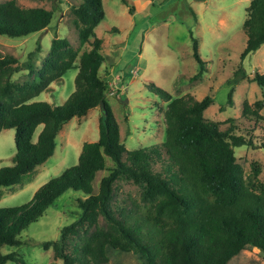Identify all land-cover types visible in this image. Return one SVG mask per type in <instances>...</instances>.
Segmentation results:
<instances>
[{
  "label": "trees",
  "instance_id": "16d2710c",
  "mask_svg": "<svg viewBox=\"0 0 264 264\" xmlns=\"http://www.w3.org/2000/svg\"><path fill=\"white\" fill-rule=\"evenodd\" d=\"M18 1L0 3V36L24 38L50 27L52 10L21 8ZM70 15L80 46L88 47L81 54L66 39L53 36L39 68L32 63L39 45L28 54L24 70L30 79L22 83L13 80L22 70L18 60L0 56V134L13 130L15 148L12 165L0 168V198L1 189L23 185L27 175L53 156L56 137L65 124L85 117L102 102L105 114L98 123V139L83 143L76 165L41 185L30 202L0 208V264H24L14 253L3 254L1 249L20 246V233L69 190L86 197L78 201V217L60 230L57 241L42 245L44 250L51 247L62 264H107L108 250L132 253L141 264H228L248 248L264 253V183L255 163L245 178L234 154V148L253 147V142L234 134L231 127L221 130L219 123L204 118L212 105L210 97L172 98L150 84V91L166 103L163 142L126 150L106 102L107 81L100 75L105 58L95 29L105 17L102 0H81L71 6ZM242 30L246 42L241 61L264 46V0L250 1ZM191 42L198 65L192 78L196 80L205 72V63L196 40ZM71 70L77 72L74 91L63 105L33 102ZM246 78L241 67L234 72L228 106L233 105L234 87ZM252 82L264 93V72L254 74ZM262 108L263 101L252 105L245 101L241 116L264 124ZM106 158L113 168L94 194L92 182L105 171ZM120 181L134 184L140 193L138 201H122L115 208Z\"/></svg>",
  "mask_w": 264,
  "mask_h": 264
},
{
  "label": "rangeland",
  "instance_id": "374dc122",
  "mask_svg": "<svg viewBox=\"0 0 264 264\" xmlns=\"http://www.w3.org/2000/svg\"><path fill=\"white\" fill-rule=\"evenodd\" d=\"M6 1L0 0V3ZM126 1L128 5L121 0H102L105 17L95 29L105 58L100 75L108 85L106 102L118 123L126 150L163 142L166 103L150 91V84L169 93L172 98L190 96L200 101L208 96L212 105L204 112V118L219 123L221 130L231 127L234 134L253 142V147L234 148L236 162L245 178L255 163L260 171L258 178L264 183V149L261 148L264 124H255L241 116L245 101L249 105L263 101L260 115L264 116V93L252 82L254 74L264 72V46L240 60L246 42L242 24L251 0ZM80 3L81 0L18 1L21 8H44L52 10L54 16L50 27L40 33L24 38L0 36V56L16 58L22 69L13 77L16 83L30 79L24 67L28 54L37 45L40 52L32 63L40 67L49 53L53 36L66 39L73 49L79 50V54L88 49L85 45L80 46L76 29L71 26L70 8ZM191 38L196 40L198 55L205 63V72L196 80L192 79L198 72V65L192 56ZM239 67L247 78L234 87L233 105L230 107L226 104L231 88L229 81ZM76 73V70L67 72L60 83L51 85L50 92L40 94L33 102L63 105L74 91ZM102 116L99 108L93 109L85 117L74 118L65 124L56 137L53 156L27 175L23 185L1 189L0 208L30 202L41 185L76 165L83 143L97 141L98 123ZM14 154V131L3 130L0 134V168L11 166ZM105 167V171L99 172L92 182L94 194L102 177L113 168L108 158ZM115 192L117 197L113 207L118 208L122 201H138L140 189L130 182L120 181ZM84 199L85 195L80 192H65L37 222L20 233V246L3 247L1 252L14 253L24 264H62L61 260L54 258L51 247L44 250L42 245L59 239L60 230L78 217V201ZM99 223L104 224L101 218ZM107 254V264H141L132 253L108 250ZM228 264H264V253L248 248Z\"/></svg>",
  "mask_w": 264,
  "mask_h": 264
},
{
  "label": "water",
  "instance_id": "95a60500",
  "mask_svg": "<svg viewBox=\"0 0 264 264\" xmlns=\"http://www.w3.org/2000/svg\"><path fill=\"white\" fill-rule=\"evenodd\" d=\"M99 109L101 110V112L103 114H105V112H104V106H103V103L102 102H100V104H99Z\"/></svg>",
  "mask_w": 264,
  "mask_h": 264
}]
</instances>
